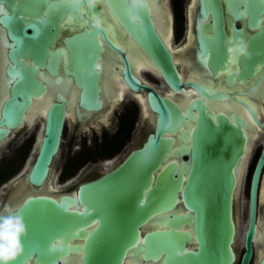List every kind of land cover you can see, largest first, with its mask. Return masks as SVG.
<instances>
[{"label":"water","instance_id":"water-1","mask_svg":"<svg viewBox=\"0 0 264 264\" xmlns=\"http://www.w3.org/2000/svg\"><path fill=\"white\" fill-rule=\"evenodd\" d=\"M103 1L115 23L108 22L103 8H97ZM165 8L168 0H149L143 9L133 8L131 0H0L11 94L2 107L1 121L13 127L20 122L30 99L44 91L39 79H47L51 95L52 84L61 86L47 109L39 150L28 174L33 186L39 187L47 179L58 153L70 106L67 95H74L79 120L102 108L99 81L105 62L106 91H113L109 75L117 73L133 93L147 92L141 101L153 119V132L142 147L113 171L81 184L70 196L56 200L33 194L17 206L25 216L28 233L24 254L15 264H72L69 255L79 253L76 264H125L127 258L149 264L160 255L161 264L234 263L233 209L239 173L247 157V126L240 116L214 114L205 103L204 99L226 98L229 93L184 80L176 53L167 42ZM225 10L231 18H225ZM263 14L264 4L259 1L226 0L223 9L221 0H198L196 60L214 76L224 74L228 86L234 80L246 83L256 78L251 89L257 91L264 81ZM167 17L170 24L171 17ZM244 18L256 33L247 34L245 26L236 28L235 23ZM225 26H229V34ZM120 29L123 32L118 33ZM134 58L136 64L138 58L146 61L171 92L192 88L201 97L181 105L170 95L160 94L135 73ZM113 59L120 63L116 72L108 66ZM192 72L203 76L197 70ZM230 96L264 128L245 102ZM250 97L264 102V84ZM225 106L214 105L215 109H227ZM252 131L250 125V137ZM174 136L179 142L176 153ZM170 155L187 156L188 160L167 164ZM263 165L264 146L250 182V225L241 264L251 255L249 238ZM180 202L188 213L170 219L167 215L164 224L175 227L186 222L191 231L154 232V216L166 214ZM76 240L84 242L75 245ZM185 240L190 244L188 250Z\"/></svg>","mask_w":264,"mask_h":264},{"label":"flooded vegetation","instance_id":"flooded-vegetation-1","mask_svg":"<svg viewBox=\"0 0 264 264\" xmlns=\"http://www.w3.org/2000/svg\"><path fill=\"white\" fill-rule=\"evenodd\" d=\"M221 1L223 9H225L226 0ZM253 1H259L264 4V0ZM196 2V9L190 15L192 0H168V10L171 14V22L170 24L168 23L171 30L169 43L170 47H173V51H176L175 58L178 62V68L185 77L184 80L205 84L215 90H223L229 93V96L226 98H219L216 100L204 99L211 111H213L214 114L218 112H222L226 115L234 113L240 116L247 126V157L244 162L240 189L238 190L233 209L235 223V239L233 246L235 260L233 264H241L243 256L247 252L246 235L250 225V182L264 146V128L256 125L247 108L236 103L230 95L233 94L235 97L245 102L252 109L260 125L264 126V102L262 103V101L254 99L251 100L250 97L251 94L260 91L264 81L259 85L257 91L251 89L256 78L248 79L246 83L234 80L233 84L228 86L225 83L224 74L214 76L210 69L203 67L196 60L195 53L197 43L195 39V27L199 18L197 15L198 0H196ZM97 8L100 10L103 8L105 10V18L107 16L108 22L115 23L114 17L106 2H104L103 6L97 4ZM44 10L45 8H43V11ZM45 16V14L42 15L43 18H45ZM224 16L225 18H231L226 10L224 11ZM165 17L169 22L167 15ZM22 18L29 20L33 19L31 16H22ZM260 19H264V14ZM262 24L264 28V20ZM248 25V20L246 18L238 20L235 23L238 29L245 26L244 31L249 35L256 33L257 30H250ZM224 28L226 33L229 34V26H225ZM120 31L123 32L122 29L117 32L120 33ZM75 32H77V30L71 33L68 32V34L71 35ZM208 34L211 35L210 32H208ZM5 35L6 31L0 24V131L3 133L0 137V207L5 203L17 207L21 205L26 198L33 196V194L36 196L51 197L56 200H59L65 195L70 196L81 184L96 181L103 175L113 171L124 162L131 152L142 147L148 136L153 132L152 113L149 109H146L148 114L145 113V108L141 101L142 96L145 97L147 92L133 93L126 87L117 73L116 77H113L112 80L114 90L107 92L105 89V82H107V64L105 62L104 74L99 81L102 108L99 111L88 113L87 117L83 120H79L76 110L78 106L74 103V95L71 93H69L71 95H67L70 106L66 111L67 116L62 130L61 144L58 153L51 163L47 179L41 186H33L28 180V174L39 150L47 109L49 104L56 101V94L60 92L61 86L60 84H52L50 87H52L53 93L50 97L48 94L50 88H48L47 79H39L44 87V91L41 92L39 96L30 99L29 104L21 112L20 122L13 127L1 121L2 107L4 103L11 98L10 85H8L9 79L6 73V68L10 63L7 60V48L3 42ZM181 35L183 36V40L178 42ZM191 39H193V44L188 46ZM184 59H187L186 63L183 61ZM190 63L191 66L189 67ZM108 66H111V70L114 69L116 72L120 63L114 60L112 63H108ZM133 67L137 75L139 73L138 76L142 78L145 84L162 95L171 94V98L177 100L181 105H186L192 99L201 97L192 88H186L182 92L173 93L164 83L163 79L149 70L148 66L133 63ZM195 70L203 74V76L201 75L202 79L200 78L199 80L192 77V75L195 74V72L192 71ZM143 72L154 76L157 81L162 83L164 90H158L154 84L144 79L141 75ZM209 81H212L214 85L211 86ZM240 91H247V94L241 95L239 93ZM119 92H122V96L121 99L119 98L117 101L116 99L118 98ZM48 98L50 99L48 100ZM215 104H221L222 106L226 105L227 109H215ZM228 105H233L234 108H228ZM250 125L253 129L251 137L249 134ZM66 136L68 137V141L64 142ZM174 139L175 144L173 145V150L174 153H176L179 142H177L176 136H174ZM257 143L259 144L256 146ZM65 145L66 148L64 147ZM185 146H190V142L186 143ZM187 160V156L178 157L170 155L167 164L169 162H178L180 164ZM263 189L264 165L258 182L256 209L253 219V233L251 238H249L251 255L246 264H264ZM187 213V209L182 202H180L166 214L154 216L151 224L152 230L154 232L172 230L186 234L191 231L190 226L186 222L172 227L170 224V226L165 225L164 221L167 219V215L170 219L173 215L180 216ZM83 242V240H76L72 243L75 245H82ZM184 243L186 250L190 249L189 242L185 240ZM80 255V253L70 254L69 258L72 257V259L70 258L69 262L72 261V264H76L81 258ZM162 259L163 255H160L149 264H161ZM125 264L148 263L139 261L138 258L137 260L127 258Z\"/></svg>","mask_w":264,"mask_h":264},{"label":"clouds","instance_id":"clouds-1","mask_svg":"<svg viewBox=\"0 0 264 264\" xmlns=\"http://www.w3.org/2000/svg\"><path fill=\"white\" fill-rule=\"evenodd\" d=\"M149 0H131L133 8H145ZM28 226L22 209L5 203L0 207V264H15L24 254Z\"/></svg>","mask_w":264,"mask_h":264},{"label":"bare ground","instance_id":"bare-ground-1","mask_svg":"<svg viewBox=\"0 0 264 264\" xmlns=\"http://www.w3.org/2000/svg\"><path fill=\"white\" fill-rule=\"evenodd\" d=\"M196 5H197V2H196V0H195V2H194V0H192V3H191V7H190V15L192 14V12L196 9ZM165 13H166V15H171L170 14V12L168 11V9L167 8H165ZM194 14V13H193ZM169 22L167 21V27H168V35H169V38H167V42H168V45L170 46V36H171V30H170V25L168 24ZM189 45L188 46H191L192 44H193V39H191L190 41H189V43H188ZM174 52H176V51H174ZM133 63H136V58H134L133 60ZM180 61V60H179ZM185 63H186V61H187V59L185 60H183ZM181 62V61H180ZM138 63L141 65H145V66H148V64H147V62L146 61H144V60H142V59H140V58H138ZM135 65V64H134ZM137 67V66H136ZM143 68H144V66H143ZM149 68V67H148ZM147 68V69H148ZM139 69V68H138ZM136 73V72H135ZM137 74V73H136ZM157 74V73H156ZM138 75H139V73H138ZM158 75V74H157ZM191 75V74H190ZM109 77H110V82H111V86H112V90H114V86H113V83H112V80H113V77H116V74H112V75H109ZM192 77H194L195 79H199L200 80V78L202 79V76L201 75H199V74H197V73H195V74H193L192 75ZM194 78H192V79H194ZM167 92H168V90H167ZM168 94V93H167ZM170 94V93H169ZM171 95V94H170ZM49 96L51 97V94H49ZM121 96H122V92H119V94H118V98L116 99L117 101H118V99L120 98L121 99ZM50 98H48V100H49ZM253 98H251V100H252ZM254 100H256V99H254ZM257 101H259V100H257ZM257 103H260V102H257ZM263 103V102H262ZM258 105V104H257ZM236 107V106H235ZM257 108V107H256ZM70 114H71V112H70ZM71 117V116H70ZM75 121V120H74ZM30 124V123H29ZM252 127V126H251ZM252 135V134H251ZM249 150H250V148H249ZM243 171V169L242 170H240V173H239V177H240V183H241V178H242V172ZM239 189H240V186H239ZM263 191H264V189H263Z\"/></svg>","mask_w":264,"mask_h":264},{"label":"rangeland","instance_id":"rangeland-1","mask_svg":"<svg viewBox=\"0 0 264 264\" xmlns=\"http://www.w3.org/2000/svg\"><path fill=\"white\" fill-rule=\"evenodd\" d=\"M182 40H183V36L181 35L180 38L178 39V42L182 41ZM141 75L143 76L144 79H146V80L150 81L152 84H154V86L156 88H158V90H162V91L164 90V87H162V83L157 81L154 76H152V75H150V74H148L146 72L141 73ZM65 141H68V137L67 136L64 138V142ZM258 144L259 143H257L256 146ZM64 147L66 148V145Z\"/></svg>","mask_w":264,"mask_h":264},{"label":"snow or ice","instance_id":"snow-or-ice-1","mask_svg":"<svg viewBox=\"0 0 264 264\" xmlns=\"http://www.w3.org/2000/svg\"><path fill=\"white\" fill-rule=\"evenodd\" d=\"M194 2H195V0H194Z\"/></svg>","mask_w":264,"mask_h":264}]
</instances>
